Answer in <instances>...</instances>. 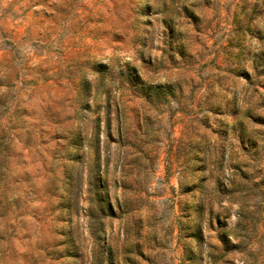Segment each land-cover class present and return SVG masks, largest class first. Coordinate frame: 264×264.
I'll return each mask as SVG.
<instances>
[{
	"label": "rangeland",
	"instance_id": "374dc122",
	"mask_svg": "<svg viewBox=\"0 0 264 264\" xmlns=\"http://www.w3.org/2000/svg\"><path fill=\"white\" fill-rule=\"evenodd\" d=\"M0 264H264V0H0Z\"/></svg>",
	"mask_w": 264,
	"mask_h": 264
},
{
	"label": "trees",
	"instance_id": "16d2710c",
	"mask_svg": "<svg viewBox=\"0 0 264 264\" xmlns=\"http://www.w3.org/2000/svg\"><path fill=\"white\" fill-rule=\"evenodd\" d=\"M147 88H148L147 89L148 91L152 90V91H154V94H156L158 96L159 95L163 96L164 94H166V92H169V90L167 88H165V86H160V85L148 86Z\"/></svg>",
	"mask_w": 264,
	"mask_h": 264
}]
</instances>
